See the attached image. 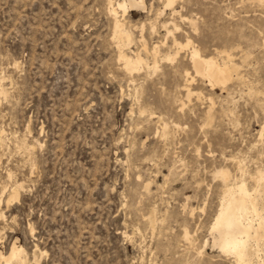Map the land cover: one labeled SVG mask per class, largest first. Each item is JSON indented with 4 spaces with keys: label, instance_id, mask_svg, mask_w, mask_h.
I'll return each mask as SVG.
<instances>
[{
    "label": "rangeland",
    "instance_id": "rangeland-1",
    "mask_svg": "<svg viewBox=\"0 0 264 264\" xmlns=\"http://www.w3.org/2000/svg\"><path fill=\"white\" fill-rule=\"evenodd\" d=\"M108 3L0 0V251L22 247L25 264H237L213 244L217 172L251 190L264 174V0H176L175 13L145 0L124 17V50L147 62L134 72ZM174 38L231 54L238 75L213 86L191 49L167 60Z\"/></svg>",
    "mask_w": 264,
    "mask_h": 264
},
{
    "label": "bare ground",
    "instance_id": "bare-ground-1",
    "mask_svg": "<svg viewBox=\"0 0 264 264\" xmlns=\"http://www.w3.org/2000/svg\"><path fill=\"white\" fill-rule=\"evenodd\" d=\"M175 2L176 0H165V10H173L175 13ZM108 6L110 12L109 15H111L114 20V34L117 39L118 49H120V60L129 72L139 70L144 65H147V62L141 55H137L133 58L125 51V48L129 47L134 42V36L132 31L127 28L126 23L124 22V17L130 9H145V0H109ZM182 18L183 20H188L192 25H194L193 20H189L184 17ZM164 27L168 26L164 25ZM155 29L156 27L152 26V30L154 31ZM179 29V26L176 24V31H179ZM168 35H173V32L168 30ZM142 42L144 49L147 50L146 42L144 40H142ZM174 43L175 44L173 45L177 47V52L174 55L168 54L165 58L167 60H174L180 54V51L184 49H191V61L196 74L209 80L213 86L218 85L224 87L232 81L234 75H238L239 73V68L233 62L231 54L225 56V60L221 63L216 57L204 56L200 49L194 46L189 39L186 43L182 44L177 40V38H174ZM152 56L154 60L153 67L156 69L158 67L157 65L159 60L158 46L153 48ZM186 75L187 77H191L189 72H187ZM189 79L193 78L191 77ZM190 87V84H187L185 87L188 97L192 95ZM26 144L24 146L25 148ZM238 170L242 175L244 174V170L241 167H239ZM217 176L222 178L224 182V192L221 208L213 225V231L217 234V237L215 236L216 239L214 240L215 243L213 244L217 245L223 253L235 258L237 264H255L257 260H261L263 258V249L261 248V244L264 242V199L262 196V194H264V174L259 172L257 177H252L253 180L256 181V187L252 190L249 188L243 176H241L239 180L235 179L229 171L223 169L217 172ZM9 192L7 204L15 199H19L21 192L18 186L14 188L12 187ZM3 197L4 196L0 197V206L5 201ZM188 236L189 233L186 232V237ZM25 263L26 260L23 256V249L16 244L13 245L12 249L7 252V254L0 251V264Z\"/></svg>",
    "mask_w": 264,
    "mask_h": 264
}]
</instances>
